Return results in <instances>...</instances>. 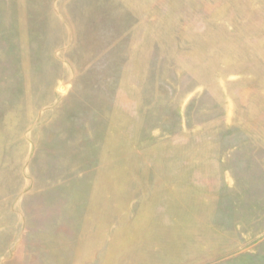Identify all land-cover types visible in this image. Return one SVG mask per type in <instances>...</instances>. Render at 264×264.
Instances as JSON below:
<instances>
[{"label":"rangeland","instance_id":"374dc122","mask_svg":"<svg viewBox=\"0 0 264 264\" xmlns=\"http://www.w3.org/2000/svg\"><path fill=\"white\" fill-rule=\"evenodd\" d=\"M0 264H264V0H0Z\"/></svg>","mask_w":264,"mask_h":264}]
</instances>
